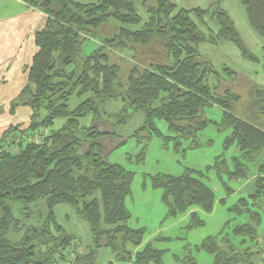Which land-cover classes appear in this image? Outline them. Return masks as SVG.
<instances>
[{"label": "trees", "instance_id": "trees-1", "mask_svg": "<svg viewBox=\"0 0 264 264\" xmlns=\"http://www.w3.org/2000/svg\"><path fill=\"white\" fill-rule=\"evenodd\" d=\"M53 1L61 5L58 13L49 9L50 1L28 0L49 15L47 27L34 37L39 52L32 61L28 87L10 108L12 113L19 107L31 108L29 125L0 133V264H100L104 249L113 256L106 264H164L165 251L153 243L144 246L147 231L130 226L127 199L135 174L104 160L101 138L113 133L102 131L100 116L118 101L124 106L113 115L116 126L130 121L129 111L142 113L145 122L139 134L149 130L158 138L162 133L156 124L163 122L173 134L165 140L174 141L178 152L183 142H194L209 125L204 119L206 107L224 112L223 126L232 134L226 146H237L240 154L233 159L234 169L217 157L208 170H215L219 178L227 175L241 187L249 182L254 191L232 208L236 217L248 216L242 225L228 227L231 232L223 229L193 248L210 254L213 264H257L262 254L264 217L259 202L264 199V165L254 164L264 153V86L252 85L249 111L239 114L240 95L221 90L230 82L211 86L215 66L199 53L201 44L219 46L227 41L244 60L259 64L233 19L224 10L211 15L201 8L179 11L171 0H103L94 5ZM240 3L250 27L264 40V0ZM192 14L203 24L210 15L218 31L206 35ZM110 21L122 25L118 36L99 41L94 52L83 55L84 42L95 40L91 30ZM225 71L231 78L233 73ZM90 116L94 125L82 127L81 121ZM59 121L64 124L55 129ZM114 123L109 122L110 127ZM42 130L49 131L42 143L20 139ZM203 177L196 171L182 177H151L152 187L162 191L166 219L189 215V231L205 225L199 212H213L216 195ZM224 186L230 195L231 189ZM37 203H45V213L30 221ZM60 205L69 206L88 224L90 246H82L58 223L55 209ZM186 253L176 257L179 264H198L194 253Z\"/></svg>", "mask_w": 264, "mask_h": 264}, {"label": "rangeland", "instance_id": "rangeland-1", "mask_svg": "<svg viewBox=\"0 0 264 264\" xmlns=\"http://www.w3.org/2000/svg\"><path fill=\"white\" fill-rule=\"evenodd\" d=\"M76 1L98 3L102 0ZM171 2L176 5L179 11H192L201 8L209 10L210 15L217 10L226 11L233 19L246 46L260 59L259 64L244 60L238 48L227 41H223L219 46L204 43L199 47V53L216 69L217 76H212L211 86L218 87L219 82H230L223 84L221 90L228 89L240 95L241 101L236 106V111L246 116L249 111L246 109L247 105L253 102L250 99L252 85L264 86V40L257 36L250 27L244 6L241 5L240 0H171ZM138 10L145 17V12L141 9V6L138 7ZM210 15L205 18L204 24L195 14L191 15V19L198 25L199 30L206 35H209L211 31H218L216 21ZM147 18L146 15L145 20ZM120 27V23L106 22V25L104 24L94 31L91 30L95 40L88 39L84 42L83 55L94 52L100 40L113 39L118 36ZM79 59H81V55ZM226 69L233 73L231 78L227 75ZM78 71L81 72L80 65H78ZM75 102H77L76 99L72 101V103ZM123 106L122 101L110 103L100 116L101 123L107 125L101 124L100 128H102V131L113 133L111 136L101 138L104 160L111 165L118 164L123 168L125 167L126 170L135 174L132 182V193L127 199V208L132 215L130 226L134 229L143 228L147 231L144 246L153 243L158 250L165 251L164 264H179L176 257L186 256L189 254L186 253L187 251L194 253L198 264H213V258L210 254L197 253L193 247L201 244L209 236L220 234L223 229L231 232L232 226L242 225L248 216L236 217L232 212V208L237 205L240 199L248 198L254 191V188L248 184L241 187V184L237 181L228 180L227 175L219 178L215 170H208L209 167L215 164L217 157L226 159L228 167L234 169L233 159L240 154L237 146H226L228 137L232 134L229 129L226 130L223 126L224 112L217 106L206 107V117L204 119L209 122V125L198 133L197 140L194 142H183L178 152L174 141L167 142L165 140V138L173 137V134L163 122H157L156 124L162 136L157 138L149 130L139 134L145 122V116L142 113L129 111L130 121L122 126H116L113 115L118 114ZM10 111L12 112V110ZM5 112L6 114H4ZM0 114V127H5L3 129L12 127L13 116H10L6 109L0 110ZM109 122L114 123L112 127H110ZM21 124L25 127V124ZM63 124V121H59L55 129ZM81 125L85 128L94 125V117L90 116L86 120H82ZM193 143L195 144L193 145ZM143 153H145V156L141 160L140 157ZM254 165L256 167L264 165V153L257 158ZM189 171L202 173L204 175L203 181L207 182L216 195L213 212L208 214L199 212L205 225L193 231L187 229L190 222L189 215H184L178 220L166 219L167 209L162 202V191L155 190L151 184V177L153 176L162 174L182 177ZM224 184H227V187L231 189L232 193L230 195L227 193ZM259 203L262 206L259 211L264 217V199ZM34 207L36 214H33L34 218L32 216L33 219L31 218L30 221H36L39 212H44L45 203L44 205L43 203H37ZM55 212L58 223L66 229L68 234L74 235L76 241L81 243L82 246L91 245L92 234L90 228L85 221L78 218L75 211L69 206L60 205L56 207ZM18 217L21 220L23 218L20 215ZM22 222L25 224V221L22 220ZM228 227L231 229H228ZM260 235L264 238V219L261 224ZM159 238L168 240L158 241ZM259 247L262 250L259 259L261 260L264 256L263 241H260ZM111 257L113 258L107 249L101 250L99 263L110 261Z\"/></svg>", "mask_w": 264, "mask_h": 264}, {"label": "crops", "instance_id": "crops-1", "mask_svg": "<svg viewBox=\"0 0 264 264\" xmlns=\"http://www.w3.org/2000/svg\"><path fill=\"white\" fill-rule=\"evenodd\" d=\"M42 1H50L49 9L54 13L61 10L60 3L53 0ZM73 1L81 5H94L103 0L98 3ZM48 20L49 15L37 7H32L28 0H0V110L6 109L8 114L13 116V126L23 123L27 127L30 122L31 108L19 107L15 113H12L10 108L17 96L28 87L32 61L39 52L34 37L37 32L47 27ZM3 128L5 127H0V133ZM245 184L250 185L249 182ZM263 239L260 237L261 242H264Z\"/></svg>", "mask_w": 264, "mask_h": 264}, {"label": "built area", "instance_id": "built-area-1", "mask_svg": "<svg viewBox=\"0 0 264 264\" xmlns=\"http://www.w3.org/2000/svg\"><path fill=\"white\" fill-rule=\"evenodd\" d=\"M49 135V131L47 130H42L39 133H35V134H29V133H25L22 135L21 139L26 141V142H35V143H42V141L45 139V137H47ZM257 264H264V256L262 257L261 260H259V262Z\"/></svg>", "mask_w": 264, "mask_h": 264}]
</instances>
